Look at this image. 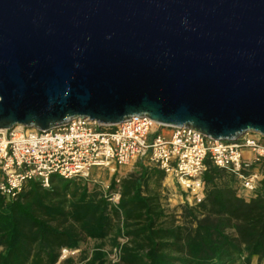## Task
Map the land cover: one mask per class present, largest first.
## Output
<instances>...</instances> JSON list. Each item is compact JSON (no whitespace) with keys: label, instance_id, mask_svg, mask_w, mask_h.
Listing matches in <instances>:
<instances>
[{"label":"water","instance_id":"obj_1","mask_svg":"<svg viewBox=\"0 0 264 264\" xmlns=\"http://www.w3.org/2000/svg\"><path fill=\"white\" fill-rule=\"evenodd\" d=\"M135 117L264 137V0H0V131Z\"/></svg>","mask_w":264,"mask_h":264},{"label":"trees","instance_id":"obj_2","mask_svg":"<svg viewBox=\"0 0 264 264\" xmlns=\"http://www.w3.org/2000/svg\"><path fill=\"white\" fill-rule=\"evenodd\" d=\"M141 167L120 179L115 205L83 180L59 175L46 189L30 182L17 200L0 197V264H57L63 248L107 239L120 248L119 261L97 244L86 264H264V179L246 200L235 178L207 161L205 198L185 204L178 223L162 203L165 172ZM116 186L113 179L111 191Z\"/></svg>","mask_w":264,"mask_h":264},{"label":"built area","instance_id":"obj_3","mask_svg":"<svg viewBox=\"0 0 264 264\" xmlns=\"http://www.w3.org/2000/svg\"><path fill=\"white\" fill-rule=\"evenodd\" d=\"M148 117H135L114 129L78 118L48 132L17 126L0 131V197L14 201L32 181L49 188L53 175L90 181L94 174L118 169L138 160L154 164L173 177L189 206L205 198L206 162L232 175L239 194L250 200L264 179V137L248 133L238 141H216L187 127H164ZM167 129L169 133L162 132ZM98 177V178H99ZM94 181H97L96 179ZM115 191L105 183L104 194L115 205L120 198V179ZM121 244L126 239L120 238ZM77 250L63 248L59 262ZM114 247L109 261L118 262Z\"/></svg>","mask_w":264,"mask_h":264},{"label":"rangeland","instance_id":"obj_4","mask_svg":"<svg viewBox=\"0 0 264 264\" xmlns=\"http://www.w3.org/2000/svg\"><path fill=\"white\" fill-rule=\"evenodd\" d=\"M163 132L165 134H168L169 131L167 129H164ZM142 171L141 163L138 161L133 167L130 169V171H124L123 170V176L129 177L130 175L138 174ZM101 176L98 178L97 174L93 175V178L90 181H83L86 183L90 190L97 189L99 192L104 193L105 190V183L112 184L113 179H111V176L107 171H101ZM125 177V178H126ZM97 181H94V180ZM152 187L155 188V185L152 184ZM160 192L162 196V203L165 206V208L175 216L178 223L184 222V218L182 217V211L183 207L185 205L184 203V196L182 191L179 189L178 185L173 182V180L169 176H165L164 180L160 183ZM97 244H102L104 249L110 254L112 245L110 242V239L105 240L102 243L95 242L93 240L86 241L81 248L77 249V251L70 256H67L65 259L61 260L57 264H86L88 261V258L91 256L92 251L95 249ZM68 260H71V262H68ZM109 260V255H108ZM252 264H259V261L257 258H254L252 260Z\"/></svg>","mask_w":264,"mask_h":264},{"label":"crops","instance_id":"obj_5","mask_svg":"<svg viewBox=\"0 0 264 264\" xmlns=\"http://www.w3.org/2000/svg\"><path fill=\"white\" fill-rule=\"evenodd\" d=\"M164 135H165V133L164 132H162ZM167 135V134H166ZM140 163H141V166L143 165V166H147V167H149V168H157V169H159L158 167H156L154 164H152V163H150L149 161H146V160H138ZM138 161H136V162H133V163H131V164H129V165H127V166H123V167H120L119 169H118V172L115 174V175H111V173H109V175L111 176V179H123V178H125L126 176H123V170L124 171H130V169L133 167V165H135ZM160 170V169H159ZM162 171V170H161ZM101 174V173H100ZM97 175H99V174H97ZM101 176V175H100ZM166 176H168V175H166ZM97 177H99V176H97ZM172 180H173V182H175L176 183V181L173 179V177H171V176H169ZM177 184V183H176Z\"/></svg>","mask_w":264,"mask_h":264},{"label":"bare ground","instance_id":"obj_6","mask_svg":"<svg viewBox=\"0 0 264 264\" xmlns=\"http://www.w3.org/2000/svg\"><path fill=\"white\" fill-rule=\"evenodd\" d=\"M155 125H156V127H157V125H159V124L156 123Z\"/></svg>","mask_w":264,"mask_h":264}]
</instances>
